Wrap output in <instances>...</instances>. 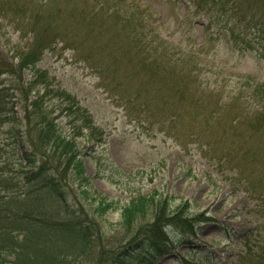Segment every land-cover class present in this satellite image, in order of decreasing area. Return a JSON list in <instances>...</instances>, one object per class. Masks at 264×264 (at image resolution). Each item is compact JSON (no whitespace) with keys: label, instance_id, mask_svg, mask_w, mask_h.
Here are the masks:
<instances>
[{"label":"trees","instance_id":"obj_1","mask_svg":"<svg viewBox=\"0 0 264 264\" xmlns=\"http://www.w3.org/2000/svg\"><path fill=\"white\" fill-rule=\"evenodd\" d=\"M186 1L216 29L204 41H193L185 29L177 41L164 37L154 12L137 0H0L1 14L7 13L0 17L27 38L11 61L0 59V130L8 125L19 159L16 171L0 170V264H67L59 251L61 260L44 254L59 245L78 250L79 256L99 245L103 263L98 264H154L174 249L168 228L195 237L197 226L214 221L205 212L191 214L187 203L174 207L169 197L138 195L123 209L127 243L120 250L103 245L99 225L77 190L87 192L90 184L78 139L103 144L104 130L76 95L38 66L60 44L83 55L123 106L136 109L134 100L124 103L133 91L148 112L161 120L169 115L175 124L183 107L191 117L197 113L190 122L204 132L201 139L193 134L195 141L215 135V128L219 149L236 148V177L256 201L262 223L257 236L247 237L235 264H264V90L249 76L241 85L246 94L226 93L207 82L211 74L216 83L222 81L214 71L219 38L235 51L264 57V0ZM135 79L133 90L128 86ZM242 100L250 105L248 117L244 107L238 109ZM62 116L68 133L61 128ZM247 136L263 139L261 145L245 146ZM3 153L0 147V160ZM148 216L153 220L146 222ZM39 246L44 249L38 252Z\"/></svg>","mask_w":264,"mask_h":264},{"label":"rangeland","instance_id":"obj_2","mask_svg":"<svg viewBox=\"0 0 264 264\" xmlns=\"http://www.w3.org/2000/svg\"><path fill=\"white\" fill-rule=\"evenodd\" d=\"M137 1L154 12V22L164 37L177 41L185 35L180 30L185 29L193 41H204L206 34L209 36L211 31H216L206 17L193 12L194 7L189 1ZM4 14L7 13L0 12V15ZM23 35L15 30L14 22L0 17L1 60L11 61L24 48L27 38ZM216 43L214 71L222 81L216 83L217 75L211 74L207 82L212 87L217 85L218 89L234 95L246 94L247 90L241 85L249 76L264 90V57L261 54L235 51L222 38ZM38 66L48 70L56 84L76 95L104 130L103 144L89 145L82 138L78 139L85 176L90 184L85 186L87 192L83 193L81 188L77 190L90 217L99 225L103 245L108 249L118 246L122 249L121 244L127 243L123 228L124 207L138 195H156L157 199L169 197L174 207L187 203L191 214L205 212L214 221L197 226L195 237L184 238L175 228H168L175 241L174 249L154 264H235L247 237L257 236L262 223L255 212L256 201L236 177V148L225 152L219 149L220 135L215 128V135L201 141L204 132L199 133L201 129L190 122L197 113L191 117L183 107L177 111L175 124L169 115L161 120L148 112L136 101L133 91L129 98H124V103L134 100L136 109L123 106L117 96L103 87L91 63L61 44L47 51ZM130 85L135 90L138 80L130 81L128 87ZM243 101L238 103V109L244 107L248 117L250 105ZM67 120V117L59 118L66 133L69 129ZM8 130V125L0 130V147L4 149L0 170L16 171L19 159L11 145L14 139L9 140L6 134ZM197 133L200 139L195 141L192 135ZM262 140L247 136L242 142L249 147L261 145ZM152 220L153 216H148L146 222ZM71 242L75 248L79 246L75 239ZM42 249L39 246L38 252ZM100 250L97 245L92 254L79 256L78 250L66 246L62 249L59 245L44 254H60L67 264H98V260L102 262Z\"/></svg>","mask_w":264,"mask_h":264}]
</instances>
